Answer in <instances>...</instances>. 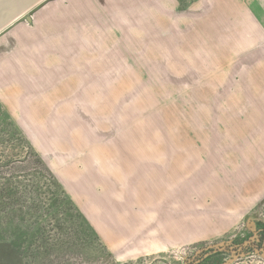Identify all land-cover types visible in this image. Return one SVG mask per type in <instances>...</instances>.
<instances>
[{"label":"rangeland","instance_id":"rangeland-1","mask_svg":"<svg viewBox=\"0 0 264 264\" xmlns=\"http://www.w3.org/2000/svg\"><path fill=\"white\" fill-rule=\"evenodd\" d=\"M227 1L213 40L191 17L217 9L162 7L153 24L152 6L113 16L110 0H88L81 25L78 0H48L0 33V111L96 232H72L62 213V235L45 217L28 249L4 230L0 264H184L252 234L264 218V0ZM229 94L237 104L220 101ZM60 237L66 248L42 246Z\"/></svg>","mask_w":264,"mask_h":264},{"label":"trees","instance_id":"trees-1","mask_svg":"<svg viewBox=\"0 0 264 264\" xmlns=\"http://www.w3.org/2000/svg\"><path fill=\"white\" fill-rule=\"evenodd\" d=\"M52 188L55 191L48 196ZM62 201L65 205H62ZM63 206H66V212L59 211ZM62 213L65 217L68 214V228L72 232L81 233L77 224L79 222L86 230L96 234L82 211L65 194L43 158L14 122L0 111V238L4 230H8L14 238L29 242V249L36 233L45 229V217L53 220L59 233L64 235V226L67 225L59 219ZM71 237V234H66L67 243ZM60 238L54 242L42 239V246L51 245V251L59 244L66 248ZM254 252L264 253V218L255 219L252 234L244 240L223 239L220 243L201 246L184 264H226L230 258L238 260L241 255Z\"/></svg>","mask_w":264,"mask_h":264},{"label":"crops","instance_id":"crops-1","mask_svg":"<svg viewBox=\"0 0 264 264\" xmlns=\"http://www.w3.org/2000/svg\"><path fill=\"white\" fill-rule=\"evenodd\" d=\"M88 0H78L79 3V14H78V24H84L86 23L87 17H93L91 15H89V13H87L88 11V4H87ZM123 0H110V3L108 5H102L104 7H108L114 11H112L111 13H113L112 15L115 16V14L118 16L119 14V9L122 8H128L130 9L128 11L129 15H132L134 13H142V15H144L145 10L144 8H150L151 6L155 9L156 13L158 12L159 15L158 17L156 16V13H153L156 17L153 19V21L151 20V13L146 14L148 17L143 16V18L145 17V19L142 18V20L144 22H148V23H159L161 24V19L159 16L161 13V8L162 7H167L170 6V8H190V7H194V8H198V9H210V8H214L217 9V13L216 15H207V14H202V15H195L191 17V22L193 23V20L195 21L194 24H196V26H198L199 24L202 27V32H204V35L206 37H210L209 34L212 35V40L221 37V33L218 31V36L216 35V32L214 31V27L217 25L219 26L220 30H223V26L227 23H229L230 18L228 17L229 14V9H230V5L228 4L229 2L227 0H197L195 2V0L190 3L187 4L185 6L181 5L179 0H124V3L122 2ZM150 1H153L152 3H150ZM45 2H48V0H0V33L5 31L6 29H8L9 27H11L13 24H15L16 22H18L20 19H22L23 17H25L26 19L28 18V13L30 11H34L36 9H38L40 6H43V4ZM168 2H170V5H167ZM173 2V3H172ZM239 10L241 9L240 6H238ZM209 13V11L207 12ZM66 14V13H65ZM34 15V14H33ZM127 17H130V16ZM166 16V15H165ZM64 19H66V17H64ZM143 21H141V23H144ZM197 21H199V23H197ZM136 22V20L134 21ZM166 23V20L163 22ZM206 25V27H205ZM200 27V28H201ZM209 29H211L212 31L210 32ZM197 55H199V52L196 53ZM215 86V84L213 85ZM223 85H217V87H220ZM212 89V90H211ZM210 90V94L208 95V100L207 102L210 103H215L217 102L215 99H213L211 101V94L213 92V88H209ZM228 98L232 97V94L229 95H225V97H223V99H221L220 101L223 100V102ZM234 97H237V94L234 95ZM236 99V98H235ZM230 102L237 104L238 101H232V99H229ZM230 104V103H229ZM233 105V104H231Z\"/></svg>","mask_w":264,"mask_h":264},{"label":"water","instance_id":"water-1","mask_svg":"<svg viewBox=\"0 0 264 264\" xmlns=\"http://www.w3.org/2000/svg\"><path fill=\"white\" fill-rule=\"evenodd\" d=\"M28 18H29V16H28Z\"/></svg>","mask_w":264,"mask_h":264}]
</instances>
